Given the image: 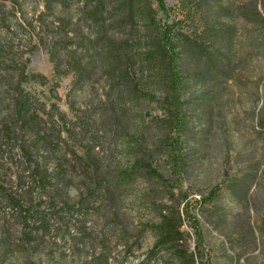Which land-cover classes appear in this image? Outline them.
<instances>
[{
  "label": "rangeland",
  "instance_id": "obj_1",
  "mask_svg": "<svg viewBox=\"0 0 264 264\" xmlns=\"http://www.w3.org/2000/svg\"><path fill=\"white\" fill-rule=\"evenodd\" d=\"M165 2L169 20L156 0H0V264H264V0ZM165 21L182 54L180 145L146 60ZM54 37L78 50L59 70ZM94 45L112 48L118 89L139 91L128 124L80 120L109 105L104 72L78 85ZM168 211L183 239L163 248Z\"/></svg>",
  "mask_w": 264,
  "mask_h": 264
},
{
  "label": "trees",
  "instance_id": "obj_2",
  "mask_svg": "<svg viewBox=\"0 0 264 264\" xmlns=\"http://www.w3.org/2000/svg\"><path fill=\"white\" fill-rule=\"evenodd\" d=\"M156 1L159 10H161L164 13L165 17H167L169 20L170 8L167 7L165 0ZM174 24L175 21H172L171 23L166 21L163 24L159 23L158 44H156L153 49L148 50L146 60H148L149 65L156 67L159 76H161L162 79H165L169 84V115L174 125L175 132H177L176 136H178L175 138V143L180 145L182 141L181 132L184 130L186 124V115L183 110V91L185 87V80L183 66L181 65L182 54L178 51V42L174 37ZM96 41L99 42L97 38ZM44 48L48 52L51 61L55 65L56 70H59L61 65H66V62L72 63L75 62L76 59H78V50H67L68 48L66 50H62L59 39L55 37L52 39L48 46L44 45ZM111 54L112 48H101L96 45H94L93 49H91L90 46H86L85 49L81 50L79 53V57L81 59L80 63H83L84 67L83 70H80L82 74L80 80L78 81V85H83L89 79L91 73L97 75L99 72H104L103 74H107L109 80H112V83L109 84V92L107 93L109 105H103L102 107L98 106L95 112H92L93 115L85 113L80 117V120H82L83 122H87L90 118L94 117L96 120H105L109 118L111 122L118 124L122 123V121L126 124L129 123L128 115L131 112L132 107L126 108V105H130V102H126L125 100H136L139 91H134V87L132 86L131 88L125 87L118 89V85L115 84L114 78L118 76L122 77L123 74L116 75L115 70H113L112 68L107 69ZM72 70V68L68 67V70L67 72H65V74H68ZM37 77L42 78L43 84L48 81V78L44 75L35 72L28 74L29 79L35 80ZM144 77L149 78L146 75H144ZM143 93L149 95L152 92L145 90ZM55 97L57 98V96ZM29 101L30 96L27 94H23L20 96L18 103L23 106L24 104L29 103ZM22 106H20V108L17 110V116L20 118H23L27 115L24 113ZM52 107L57 108L56 104H53ZM119 110L121 111V113H119ZM59 114V120L62 121L64 125H69L67 114L62 111ZM94 114L97 116H95ZM50 116L52 119L55 115L51 114ZM47 137L49 136H46V138ZM219 190V186L214 187L213 190L209 193L208 197L210 199H213L217 196ZM189 208H191V205L187 200L184 209V219L185 217L190 216L188 212ZM184 219L182 218V215L179 211L175 213H171L170 211H168L166 214H164L161 223L157 226L155 245L167 248L168 246L174 245L176 242L182 240L183 232L181 231V226ZM191 224L196 225V223L194 222H192ZM77 255L79 254H76V256ZM176 255H178L181 260L186 259L189 260L191 264H195V254Z\"/></svg>",
  "mask_w": 264,
  "mask_h": 264
}]
</instances>
